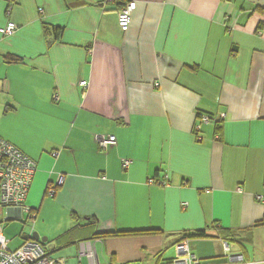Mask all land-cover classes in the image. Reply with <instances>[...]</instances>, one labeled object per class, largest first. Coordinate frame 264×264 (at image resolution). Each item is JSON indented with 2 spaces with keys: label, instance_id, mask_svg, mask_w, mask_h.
Here are the masks:
<instances>
[{
  "label": "crops",
  "instance_id": "0c3cea01",
  "mask_svg": "<svg viewBox=\"0 0 264 264\" xmlns=\"http://www.w3.org/2000/svg\"><path fill=\"white\" fill-rule=\"evenodd\" d=\"M133 1L121 31L115 3L0 0V27L17 25L0 34V137L36 164L33 219L43 200L68 213L44 245L55 264L172 263L181 235L208 226L190 253L228 264L221 226L245 264H264V0ZM197 113L224 117L215 131ZM100 135L116 144L101 150Z\"/></svg>",
  "mask_w": 264,
  "mask_h": 264
},
{
  "label": "built area",
  "instance_id": "2783aa9c",
  "mask_svg": "<svg viewBox=\"0 0 264 264\" xmlns=\"http://www.w3.org/2000/svg\"><path fill=\"white\" fill-rule=\"evenodd\" d=\"M11 1V0H7ZM113 3V0H98L101 6ZM136 3L133 0H126L125 3L117 9V25L121 31L127 30L130 22V16L135 9ZM9 9L6 8V10ZM17 25L8 20L4 26L0 27V34L7 36L12 34ZM81 86H87L85 80L80 81ZM224 117V113L220 116H208L202 113L198 118L202 121H210L217 124ZM197 126V125H196ZM195 126V127H196ZM218 138V137H215ZM96 143L101 150H107L109 147L116 144L114 135H100L96 137ZM129 160H123L122 165L126 168L129 165ZM36 170L35 162L21 152L14 145L5 141L0 137V210L5 209V217L0 215V264H55V260L50 256L45 247L40 241H35L31 238L29 231L25 238L22 239V244L16 249H9L5 238L2 234L1 222L15 216L14 212L27 214L33 222L34 212L26 204V197L31 185L32 177ZM149 184H167V176L164 179L151 178L147 181ZM50 192H53L51 190ZM260 201L262 196H257ZM183 205H186L185 203ZM89 245V244H88ZM175 256L172 260L173 264H201L200 261L190 253L187 239L176 242L174 244ZM222 254L228 260V264H245L242 254L232 252V249L227 243L222 244ZM84 249H82V253ZM86 256L93 258V252L89 245Z\"/></svg>",
  "mask_w": 264,
  "mask_h": 264
},
{
  "label": "rangeland",
  "instance_id": "374dc122",
  "mask_svg": "<svg viewBox=\"0 0 264 264\" xmlns=\"http://www.w3.org/2000/svg\"><path fill=\"white\" fill-rule=\"evenodd\" d=\"M53 208V205L50 203V200H43V203L41 205L39 215L37 219L32 220L29 218L26 213L22 215L20 218H10L8 220H3L1 222L2 227V234L5 238L6 244L9 249H16L21 246L22 239L21 232L23 234L28 233L29 231H35L39 233L41 236H46L51 242L55 238V235L59 234V227L61 229L62 226L66 225V222L68 220V213L63 212L61 209L58 208L55 210V216L47 215L48 212H50ZM1 217H5L6 210L1 209L0 210ZM65 215V216H64ZM64 216V217H62ZM43 229L46 231L47 234H41ZM58 236V235H57ZM45 247V245H43ZM53 258L56 256V254L51 255ZM100 261H102V258H100ZM98 259V260H99ZM99 263L101 264V262ZM161 264H172L166 263L165 261H162Z\"/></svg>",
  "mask_w": 264,
  "mask_h": 264
},
{
  "label": "trees",
  "instance_id": "16d2710c",
  "mask_svg": "<svg viewBox=\"0 0 264 264\" xmlns=\"http://www.w3.org/2000/svg\"><path fill=\"white\" fill-rule=\"evenodd\" d=\"M126 0H113V3H115L117 9L120 8ZM11 2V1H10ZM44 34H47L49 32L48 29H52L55 33V36H59L61 35V31L62 28L57 27V26H53V27H46L44 26ZM5 62H20L22 59L18 56H14V55H6L4 57ZM202 113H197V116H200ZM208 116H213L212 113H205ZM215 128V131H217L219 129V123H217ZM264 185V184H263ZM53 189L55 190V187H53ZM263 209H264V194H263ZM264 223V211H263V218L260 221L259 224ZM208 228V226L206 227V229ZM206 229H200V230H195V231H190V232H184L181 235V238L179 241L183 240V239H200V238H206V237H210L208 234H206ZM216 229V235H214L215 237H220L223 241H228L229 239L232 238L233 236V231L222 228L221 226H215ZM69 230L64 232L60 237L57 238L58 241H62L64 239V237L66 239H68L70 237V233ZM162 233L159 229L156 228H152V229H128V230H114V231H105V232H100V233H96L93 235V237H97V238H107V237H117V236H126V235H139V234H159ZM23 232H21V237L25 238V236L22 235ZM68 234V235H67ZM44 245V244H42ZM46 249V247H45ZM48 253H50V250L46 249Z\"/></svg>",
  "mask_w": 264,
  "mask_h": 264
},
{
  "label": "water",
  "instance_id": "95a60500",
  "mask_svg": "<svg viewBox=\"0 0 264 264\" xmlns=\"http://www.w3.org/2000/svg\"><path fill=\"white\" fill-rule=\"evenodd\" d=\"M31 238L34 239L35 241H40L43 244H46L48 242V239L46 236H39V234L35 231L31 233ZM48 248L51 249L52 245H48Z\"/></svg>",
  "mask_w": 264,
  "mask_h": 264
},
{
  "label": "clouds",
  "instance_id": "9594fccd",
  "mask_svg": "<svg viewBox=\"0 0 264 264\" xmlns=\"http://www.w3.org/2000/svg\"><path fill=\"white\" fill-rule=\"evenodd\" d=\"M204 114H205V113H204ZM198 117H199V116H198ZM198 117H197V118H198ZM262 197H263V196H262ZM261 201H262V200H261ZM183 240H185V239H183ZM181 241H182V240H181ZM178 242H179V241H178ZM225 243H226V242H225ZM42 244H43V243H42ZM171 261H172V259H171Z\"/></svg>",
  "mask_w": 264,
  "mask_h": 264
}]
</instances>
